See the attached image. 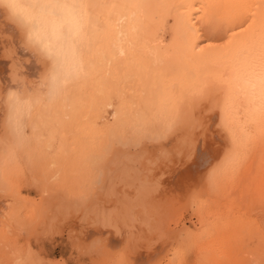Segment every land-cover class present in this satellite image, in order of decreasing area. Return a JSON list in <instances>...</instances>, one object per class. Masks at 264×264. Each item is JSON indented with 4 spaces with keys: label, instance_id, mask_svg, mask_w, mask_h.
<instances>
[{
    "label": "rangeland",
    "instance_id": "obj_1",
    "mask_svg": "<svg viewBox=\"0 0 264 264\" xmlns=\"http://www.w3.org/2000/svg\"><path fill=\"white\" fill-rule=\"evenodd\" d=\"M125 1L127 8L136 10V0ZM251 2V17L264 12V0ZM91 4L98 33L94 71L69 93L66 105L39 117L31 142L20 149L0 143V206H4L0 264H220L228 247L239 248L232 264L257 263V247L264 246L251 238L264 221L256 218V205L264 204V160H259L264 159V140L253 139L249 150L248 145L245 151L235 148L221 121L224 92L214 85L209 91L198 90L197 96L190 93L192 98L188 94L176 113L169 97L161 106L153 104L149 123L136 126L140 122L136 118V37L122 49L109 45L107 14L119 2L91 0ZM152 10L157 13L158 6ZM154 16L150 13V18ZM170 23L164 29L155 25L151 29L161 34L166 46L172 41ZM248 28L249 22L232 34L241 35ZM203 38V45L216 43ZM16 39L10 28L0 30V84L4 86L18 74L35 78L43 71L42 65L14 46ZM226 40L230 41L225 38L217 45H226ZM209 152L214 161L203 168ZM251 172L259 174L260 180ZM247 178L254 183L249 186ZM247 189L249 195H242ZM236 202L241 210L231 211ZM250 210L254 212L247 214ZM243 214L248 219L244 215L242 220ZM238 219L241 224L249 221L248 228L255 229H248L249 233L244 225L250 237L236 232L235 226L241 227ZM225 228H232L244 241L239 244ZM218 233H223L227 246L235 240L238 245L225 244V251L220 250L217 243L224 238H218Z\"/></svg>",
    "mask_w": 264,
    "mask_h": 264
},
{
    "label": "bare ground",
    "instance_id": "obj_2",
    "mask_svg": "<svg viewBox=\"0 0 264 264\" xmlns=\"http://www.w3.org/2000/svg\"><path fill=\"white\" fill-rule=\"evenodd\" d=\"M117 1L119 2L118 8L110 9L108 11L109 16L107 14L108 20L110 18V22L108 21L110 26L108 27H110L109 29H111V32H109L112 34L110 35L109 45L122 49V47L125 46L126 43L130 42L133 37H136V79L139 78V85H141L139 86L138 83H136V95H139V97L136 98V118L140 119V122H137L136 126L147 122V115H149V112L154 110L152 106L153 104L161 106L163 105L162 103L164 101L166 102L169 97V102L172 100V105H174L172 107V112L176 113L179 112V103L181 100L185 101L188 94L190 95L189 97H191L192 95L190 93H193L194 95L198 90L203 89L206 91L207 88H211V86L214 85V87L216 86V89H220L224 92L223 96H225V100L223 104L224 107L221 112V121L226 124L229 129V134L235 148L245 151L248 145L249 150L250 141L254 144V141H252L253 139L256 140L257 137H261L264 140V12H258L260 14L257 13V15L255 14L251 17V1L254 0H136V10L127 8L125 0ZM154 5L158 6L159 11L157 13H153L152 7ZM160 11H162L161 16L159 15ZM150 13L153 14V16L155 14V16L150 18ZM161 18L162 24L159 26ZM168 21H171L170 29L172 33V41L169 46H166V44H164V40L161 38V34H159L158 31L151 32V29L152 25L163 28L166 26ZM247 22H249V28L245 32L243 31L244 33H241V35L236 34V32L232 34L233 31L238 30ZM96 34L98 35L97 32ZM202 37L211 40L210 42L216 43L203 45ZM225 38L230 40L229 42L226 40L228 42L226 45H217V43L219 44V42ZM34 70L37 69L34 68ZM169 91L170 93L176 91V93H174L177 94V97L172 93H168ZM197 94L198 93H196V96ZM171 95H173L172 98ZM181 104L183 105V103ZM169 117L170 116H168V118ZM166 120L162 121L165 122ZM155 122H157V120ZM257 141H259V138ZM251 147L255 146L251 145ZM238 157L240 159V156ZM213 158L214 156L212 153H207L206 157L203 159L202 167L205 165L209 167L212 166L214 161ZM259 160L264 159L261 157ZM250 161L251 160H249V162ZM237 165H239V162ZM238 172L241 173L240 171ZM251 173L254 174L251 175V177L257 175L255 176V179H257L259 174H255L253 172ZM251 179L246 181L249 186L251 183H254L251 182ZM255 179L254 181H256ZM247 183L245 184L244 182L243 186L245 187H243V189L246 188ZM249 186L247 187L248 189ZM261 186L259 188H261ZM239 188L240 187H238V189ZM248 189L245 190V192H242V195L244 193H246V196L249 195ZM249 190L252 191L254 188ZM234 191L236 193V190ZM237 194L238 193H236V195ZM252 195H254V193H252ZM262 195L264 197V192ZM246 196L245 200H247ZM254 197L255 195L251 196V198ZM249 198L250 197L248 196V199ZM257 199L260 200L259 196H257ZM238 200H240V198H238ZM243 201L241 199L240 203ZM248 201L249 200H247L246 203L247 206H249ZM259 203L257 202L256 204ZM234 205L233 207L231 206V211L236 209L238 210V208L239 211L241 210V206L237 208L238 203L235 205L236 207H234ZM247 206H245L246 209L248 208ZM3 209L4 206H0V213ZM256 209L257 215H252H256V218L259 216L261 218H258L259 220H262V218L264 220V204L260 207L256 205ZM252 212L254 211L247 212V214H251ZM236 214L240 216L242 213L239 212L238 214L237 212ZM236 214H234V216ZM247 214H243L241 217L242 220L244 215L246 216ZM220 216L218 217V220ZM223 216L225 217L226 215L222 214V218ZM234 218L232 220H236V218ZM237 218L240 217L237 216ZM238 220L240 223L241 219ZM222 222L223 220L219 223L221 224ZM244 223L245 224L240 223L241 227L243 225V229L241 227L239 228L240 225L237 224L234 228H237L236 232L238 231L239 234L242 235L243 233L241 232H244V229H246L244 228V225L248 224L249 226L250 224L249 221H244ZM259 223L257 225V227L259 226L260 228L258 231L251 229L252 232L255 231L251 239L257 240L259 244L264 246V221L263 225L261 222ZM231 225L233 228L235 221L234 225L233 222ZM261 225L263 227H261ZM248 226H245L247 227V231L251 225L249 228ZM231 229L229 230V228H227L229 231L227 233L230 236H236L237 234H235ZM224 230L225 232L227 231L226 228ZM231 231L233 232V235H231ZM248 232L244 233H247L245 235L250 237V232ZM221 234L218 235V238L222 237L224 239L221 238L222 240L220 245L217 243V248L223 251L226 250L228 253L225 251V254L220 257L222 258L220 259V262H222L220 264H232L236 260L239 248H237V250L235 247L228 249V246L229 244L233 245V243H237L238 245L241 240L239 237L240 235L238 234L239 236H236L239 242H236L237 240L233 242V238L228 236L232 243L230 242L227 246L225 236L223 237ZM219 240L220 239H218L217 242H219ZM227 240L229 241V239ZM243 241L244 239L242 242ZM225 244L228 248L224 250V248H226ZM257 248L258 250L256 255H258V257L256 258L259 259H256L255 257L252 258L257 260V263L255 264H264V247ZM243 264H246V262ZM247 264L249 263L247 262Z\"/></svg>",
    "mask_w": 264,
    "mask_h": 264
},
{
    "label": "clouds",
    "instance_id": "obj_3",
    "mask_svg": "<svg viewBox=\"0 0 264 264\" xmlns=\"http://www.w3.org/2000/svg\"><path fill=\"white\" fill-rule=\"evenodd\" d=\"M6 27L14 46L43 66L35 78L18 74L0 84V143L20 149L35 138L39 117L66 105L94 71L97 23L91 0H0V30Z\"/></svg>",
    "mask_w": 264,
    "mask_h": 264
}]
</instances>
